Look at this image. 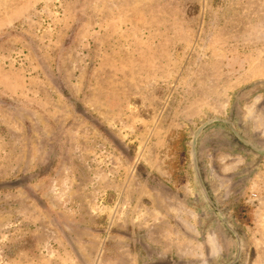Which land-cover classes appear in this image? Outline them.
<instances>
[{"label": "rangeland", "instance_id": "1", "mask_svg": "<svg viewBox=\"0 0 264 264\" xmlns=\"http://www.w3.org/2000/svg\"><path fill=\"white\" fill-rule=\"evenodd\" d=\"M212 118L264 148V0H0V264L231 261ZM197 161L264 264V156Z\"/></svg>", "mask_w": 264, "mask_h": 264}, {"label": "water", "instance_id": "2", "mask_svg": "<svg viewBox=\"0 0 264 264\" xmlns=\"http://www.w3.org/2000/svg\"><path fill=\"white\" fill-rule=\"evenodd\" d=\"M216 122L223 123V124L227 125L228 127H230V129L233 131V133L237 137V139L243 145L250 148L255 153H257L261 156H264V148L259 147V146L255 145L254 143L242 138L240 135H238L235 132L234 128L232 127V124L229 121L224 120V119H219V118H212V119L207 120L205 123H203L192 134V139L189 143L190 167L192 168V172H193V176H194V180L196 183L197 190L199 191V193H200L202 199L204 200V202L206 203V205H208L210 207L212 213H214V215L217 217V219H218L217 222L220 225H222L225 229H227L230 233H232L234 239L236 240V243H237L236 252L233 254L232 260L229 261L228 263H226V264H235L238 261V259L240 258L241 252H242V245L240 242V238H239L237 232L232 227L231 223L228 221L225 214L219 209V207L217 206L215 201H213L210 198L208 191L206 190V187H205L204 182L202 180L201 172H200V169L198 167V161H197V141L199 139L200 133H201L202 129L205 128L207 125L212 124V123H216Z\"/></svg>", "mask_w": 264, "mask_h": 264}]
</instances>
